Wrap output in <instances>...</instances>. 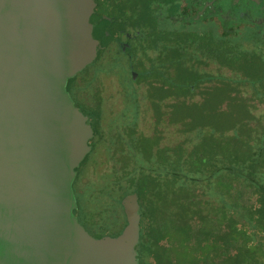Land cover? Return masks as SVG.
Instances as JSON below:
<instances>
[{"label": "trees", "instance_id": "obj_1", "mask_svg": "<svg viewBox=\"0 0 264 264\" xmlns=\"http://www.w3.org/2000/svg\"><path fill=\"white\" fill-rule=\"evenodd\" d=\"M257 3L103 0L97 7V18L126 20L133 38L123 48L95 29L100 49L69 84L93 132L74 190L81 222L96 236L121 233V201L137 194L139 264H264V107L257 114L254 106H264V7ZM115 69L122 82L115 94L89 88ZM147 120L148 134L139 129ZM172 126L180 138L165 142ZM99 158L107 180L94 196L80 173ZM98 199L118 229L94 216Z\"/></svg>", "mask_w": 264, "mask_h": 264}, {"label": "water", "instance_id": "obj_2", "mask_svg": "<svg viewBox=\"0 0 264 264\" xmlns=\"http://www.w3.org/2000/svg\"><path fill=\"white\" fill-rule=\"evenodd\" d=\"M94 16L95 0H0V264H139L137 194L96 236L74 190L93 132L69 84L100 49Z\"/></svg>", "mask_w": 264, "mask_h": 264}, {"label": "rangeland", "instance_id": "obj_3", "mask_svg": "<svg viewBox=\"0 0 264 264\" xmlns=\"http://www.w3.org/2000/svg\"><path fill=\"white\" fill-rule=\"evenodd\" d=\"M125 56L122 57V64L125 66H127V62H126V58ZM203 69L208 71V66L204 67ZM213 71H216L215 69H213ZM223 74L225 75H229L226 71H223ZM121 78H120V72L115 69L114 72H100V74L98 75V79L94 80L92 82V84L89 86V88H91V90L93 89V87L97 86L100 90L101 93L103 94V96L108 97L112 94H115L118 90H120L121 88ZM241 90L243 91L242 93H244V91L246 90L245 88H241ZM121 102H117V104H120ZM254 106L256 108L255 113H260L263 109V105L260 103H257L256 101L254 102ZM119 108V107H117ZM139 129L142 130L143 132H145L146 134L151 132V124L149 122V120H147L146 122H141L139 125ZM180 138L179 133L177 132V126H172L170 127L168 132H165V142H174L176 140H178ZM103 158H99L98 162L96 164H94L91 170L90 166H87L85 168H83V170H81V175L83 176V178H89V180H91V193L96 196L97 194H99V190L102 188V186L105 184L106 182V178L104 177L103 174L105 172H107V164H105V162H102ZM91 170V172H90ZM95 199V197H94ZM94 201V200H93ZM104 202L103 200H97V204L94 202L93 203V207H92V211L95 217H97L98 220H103V226H107L110 227L112 229H118L120 222H118V220H113V219H109L108 215L106 213H104L103 211V205ZM105 205V204H104Z\"/></svg>", "mask_w": 264, "mask_h": 264}, {"label": "flooded vegetation", "instance_id": "obj_4", "mask_svg": "<svg viewBox=\"0 0 264 264\" xmlns=\"http://www.w3.org/2000/svg\"><path fill=\"white\" fill-rule=\"evenodd\" d=\"M102 1L103 0H95L96 17L94 16L93 19L94 30L96 29L95 32H97V30L101 28L102 30L104 29L105 32L109 31L108 36L110 37L111 42L114 45L120 44L124 48L126 45L130 43L131 39L133 38L132 28L130 27V24L126 20L120 18H114L113 16L106 18H103L102 16L100 18H97L98 16L97 7L101 5ZM256 1H258L257 4H262V7H264V0H256ZM258 21L260 23H264V13L262 14V16H259Z\"/></svg>", "mask_w": 264, "mask_h": 264}]
</instances>
